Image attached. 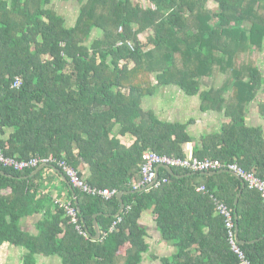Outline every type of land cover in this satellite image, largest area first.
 Here are the masks:
<instances>
[{
    "label": "trees",
    "instance_id": "16d2710c",
    "mask_svg": "<svg viewBox=\"0 0 264 264\" xmlns=\"http://www.w3.org/2000/svg\"><path fill=\"white\" fill-rule=\"evenodd\" d=\"M57 1L77 3L71 25ZM207 1L0 0L4 155L19 160L52 155L51 164L65 161L91 186L127 191L122 218L108 231L119 208L116 194L105 199L74 187L88 234L94 232L95 213L106 231L94 240L78 232L49 190L40 189L43 171L58 175L50 166L21 178L37 166L18 170L0 162L12 175L0 173V245L22 248L20 264H38L40 257H57L54 264H140L148 244L138 219L146 209L174 247L162 264H239L216 201L236 213L248 261L264 264V202L244 185L234 203L241 183L229 171L177 177L160 167L159 180L165 181L146 190L136 186L144 150L236 161L264 179V130L246 122L252 102L264 113V75L257 60L264 48V0H213L214 9ZM161 85L197 95L201 111L221 112L226 120L192 135V119H163L147 106L145 99ZM126 134L130 139H123ZM28 218L35 219V232L23 227Z\"/></svg>",
    "mask_w": 264,
    "mask_h": 264
},
{
    "label": "built area",
    "instance_id": "2783aa9c",
    "mask_svg": "<svg viewBox=\"0 0 264 264\" xmlns=\"http://www.w3.org/2000/svg\"><path fill=\"white\" fill-rule=\"evenodd\" d=\"M18 84L19 80L16 79L14 85ZM142 158L143 160L140 166V173L142 177L136 186L141 187L146 186L148 184H152L153 187L157 186L161 181H165V177L159 180L158 176L155 179L156 168L158 167L159 171V168L162 164L168 165L170 167H180L193 172L228 169L238 174L243 179L244 185H246L248 188L256 189L260 193L264 202V179L258 176L254 170H245L236 161L223 163L216 158H198L191 155H188L186 157H176L167 154H159L152 150H144ZM53 160L54 158L52 155H49L48 157L33 156L28 159L19 160L15 157L5 156L0 146V162H2L4 165L13 167L14 169L22 170L24 168L38 166L39 164H51V161ZM56 164L59 168H62L64 170L65 176L73 187H77L85 192L101 195L105 199H109L116 194L115 189H110L106 187L97 188L89 185L79 175L78 171L65 161L58 160ZM197 189H204V186H198ZM54 201L57 205L61 206L64 209L65 214L69 217L70 222L74 224L78 232L84 237H89L90 235L88 234V232L83 227L80 221L79 212L77 210L76 205L72 204L70 200L62 201L55 198ZM128 208L129 206H127V209ZM123 210L124 207L122 211L114 217L108 227V231L113 230L116 224L120 222ZM215 210L224 218V226L226 229L227 240L231 251L237 256L239 264H251L246 258L245 253L241 248V244L237 240V233L235 231L236 220L234 216V210L222 201H216ZM105 235L106 231H101L99 238H103Z\"/></svg>",
    "mask_w": 264,
    "mask_h": 264
},
{
    "label": "crops",
    "instance_id": "0c3cea01",
    "mask_svg": "<svg viewBox=\"0 0 264 264\" xmlns=\"http://www.w3.org/2000/svg\"><path fill=\"white\" fill-rule=\"evenodd\" d=\"M95 33L97 34V31L93 30L92 34ZM155 89L156 90H154V94H152V96L149 98L147 97L148 99H145L147 106L153 108L157 115L163 119L178 120L177 118H182L183 121L192 119L188 124V130L194 136H198L201 132L217 129L221 122L226 120V117L221 112L211 110L201 111L199 109V99L197 95H191L193 99L190 101H185L181 97L182 94H180L182 91H179L180 89L175 86L170 88L167 86H164L163 88L162 86H156ZM163 98H166V100L164 101ZM154 104L156 106H154ZM246 114L247 123L251 125H260L264 130V113L259 111L256 102H252L250 104V106L247 108ZM7 134L8 129L6 130L5 136ZM123 139H130V135H124ZM192 147L193 145L190 142L186 143L185 145L186 151L188 153L192 152ZM83 171L84 174H87L86 168H84ZM58 175L53 173L51 170L43 171V177L40 180V189L42 191L49 190L54 199L57 198L62 201L68 200L64 186L65 181L62 182L60 180L62 177ZM65 184L67 183L65 182ZM34 222L35 219L28 218V220L23 222V227L26 230L35 232ZM138 222L145 228V240L148 244L147 250L142 254L140 264H162L160 259L162 257H170L174 247L164 240L159 234L151 213V209L144 210L141 213ZM43 258H48L49 261L54 263H57L58 260L57 257Z\"/></svg>",
    "mask_w": 264,
    "mask_h": 264
},
{
    "label": "rangeland",
    "instance_id": "374dc122",
    "mask_svg": "<svg viewBox=\"0 0 264 264\" xmlns=\"http://www.w3.org/2000/svg\"><path fill=\"white\" fill-rule=\"evenodd\" d=\"M207 6L214 9V8H216V3L213 0H208ZM77 7H78L77 3L72 2V1H68V2L57 1L56 2V8L64 16L66 25H71L74 22ZM91 37H93V34H91ZM257 60H258V64H259L260 68L262 69L263 75H264V48L260 52H258ZM220 80H221V75H219L215 81L218 84ZM207 84H208V82H205V83H203V86H206ZM164 86H167L168 88L173 87V86H169V85H163L162 88ZM179 91H181V90H179ZM180 94H182L181 97L185 101H190L191 99H193L191 96L186 95L183 92H180ZM260 97L264 98V94H261ZM163 100L165 101L166 98H163ZM150 104H151V101H150ZM154 106H156V105L154 104ZM177 119L180 121H183L182 118H177ZM22 251L23 250L21 248H19V247L14 248L12 245H10L8 243L7 244H1L0 245V264H20L19 256L22 253ZM38 259H39L38 264H54L52 261H49L48 258L40 257Z\"/></svg>",
    "mask_w": 264,
    "mask_h": 264
},
{
    "label": "water",
    "instance_id": "95a60500",
    "mask_svg": "<svg viewBox=\"0 0 264 264\" xmlns=\"http://www.w3.org/2000/svg\"><path fill=\"white\" fill-rule=\"evenodd\" d=\"M44 166H50V167H51L54 171H56V172L62 177V179L67 183L69 189L71 190L72 196H73V198H74V200H75V205H76V207H77V210H78V212H79V211H80V208L77 206V202H76V198H75L74 187L70 184V182L68 181V179H67V177L65 176V174H64V173H63L58 167H56L55 165H53V164H48V163L39 164V165H38V166H37L32 172H30V173L27 174V175H22V176H20V177H21V178L29 177V176H31L33 173H35L36 171H38L39 169H41V168L44 167ZM161 167H164V168H165V169H166L171 175H173V176H177V177H180V176H183V175H188V174H192V173H194L193 171H189V172L184 173V174H177V173H175L174 170H173L170 166H168V165L162 164ZM221 171H229L232 175H234L236 178H238V179L240 180L241 187H240V189L238 190V192H237V194H236V197H235V200H234V203H236V202H237V198H238V196H239V194H240V192H241V189H242V187L244 186V181H243V179H242L238 174H236L235 172H233V171H231V170H228V169L203 171L202 173H205V174H212V173H215V172H221ZM0 173L12 176L11 174H7V173H5L2 169H0ZM157 177H158V167L156 168L155 179H156ZM155 179H154V180H155ZM150 187H152V184H148V185H146V186H141V187L139 188V190H146V189H148V188H150ZM126 192H127V191H123V190H120V191H117V192H116V198H117L118 201H119V208H118L117 212L113 215L114 217H115L116 215H118V214L122 211V209H123V207H124V202H123V199H122V195H123L124 193H126ZM98 214H99V213H95V214L93 215L94 233H93V234H92V233H89V235L91 236V238L94 239V240L99 239V237H100V233H101L100 227H99V225H98V223H97V220H96V216H97ZM234 216H235V220H236V219H237V215H236L235 212H234ZM235 231H236V233H237V240H238V242H239L240 244H244L245 242H247V241L242 240V239H240V238L238 237V225H237V221L235 222ZM252 241H253V240H250V242H252Z\"/></svg>",
    "mask_w": 264,
    "mask_h": 264
}]
</instances>
